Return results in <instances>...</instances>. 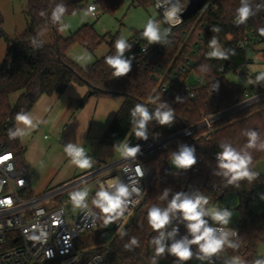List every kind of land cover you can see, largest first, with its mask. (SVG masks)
Returning a JSON list of instances; mask_svg holds the SVG:
<instances>
[{"label":"trees","instance_id":"obj_1","mask_svg":"<svg viewBox=\"0 0 264 264\" xmlns=\"http://www.w3.org/2000/svg\"><path fill=\"white\" fill-rule=\"evenodd\" d=\"M91 0H26L25 17L27 24L22 34L12 38L3 31V16L0 13V38L9 43V61L3 60L0 65V142H4L15 154L17 169L23 172L24 149L19 144L15 119L30 111L38 99L54 94H62L66 87L74 83L86 86L87 96L123 98L119 108L101 136L102 144L117 147L121 144L125 149L136 148L145 141L171 134L178 129L193 124L200 119L201 111L223 107L231 103L233 97L245 89L243 85L234 84L225 78L228 72L248 62L247 54L238 48L236 43L245 35H263L264 29V0H213L214 8L208 15L197 23L206 26V40L218 43L222 56L201 59L194 65V72L204 78L205 85L199 89L197 95L188 99L176 94L166 96L156 86L151 78L148 67L137 64L134 56L121 57L113 41L109 43V50L100 59L86 67H80L66 56L69 47L78 43L88 51H93L103 40L92 24H83L68 37L63 38L58 32V23L63 16L69 15L85 7ZM101 13L116 10L122 0H97ZM135 6L151 4L149 0H131ZM247 6L251 15L244 21H239L238 9ZM63 8L62 13H57ZM57 13L59 18H54ZM161 18V17H160ZM193 18L186 19L176 30L180 35L182 30L189 32L193 38V30L189 26ZM50 31L51 40L45 41L42 32ZM176 45L164 51L160 59L166 63L176 53ZM258 48H251V53L257 54ZM119 56L130 65L127 73L116 75V70L106 61L108 58ZM224 67L220 73L218 68ZM16 94L12 101V95ZM84 98V99H85ZM83 99V100H84ZM137 106L147 110L149 120L143 129L139 128L142 119ZM171 112L172 119L167 124H161L157 113ZM135 113V114H134ZM144 133L137 136V132ZM204 131L180 140L176 146L160 150L149 159L152 180L145 191L141 205L135 208L124 225L113 234L107 248L110 264H178L184 261L168 252L172 244L182 240H192L187 228V222L182 219L179 211L170 212V223L164 229L153 230L148 222V212L152 207L166 210L173 198L180 194L181 199L205 197L207 203L203 208L206 213L208 205L221 199L225 193L237 196L235 210L239 221L234 226L237 235L226 238L222 249L214 255L224 254L227 258H242L243 264H257L264 262V207L259 213L250 209V202L254 198V191L258 184L264 183V174L255 169L258 161H264V101L248 108L239 115L218 123L209 139L201 136ZM255 134L253 146L249 147L251 135ZM223 145L230 146L244 157H250L247 171L248 177L231 180V173L224 175L225 170L219 167L220 160L210 154L224 151ZM189 148L193 150L196 163L191 168H181L176 179H171L166 173L163 160L170 154L179 155ZM200 158L201 162H197ZM197 167V171L194 168ZM216 182L221 186V192L208 194L207 184ZM207 226L222 225L215 221L211 214L202 217ZM173 227L177 231V238L163 244L165 251L157 255L155 240L160 239L161 231ZM103 229L82 238V244L93 246L102 241ZM137 241L136 244L132 240ZM192 257L204 256L196 244L189 245ZM160 263H157L156 261Z\"/></svg>","mask_w":264,"mask_h":264},{"label":"built area","instance_id":"obj_2","mask_svg":"<svg viewBox=\"0 0 264 264\" xmlns=\"http://www.w3.org/2000/svg\"><path fill=\"white\" fill-rule=\"evenodd\" d=\"M149 1L160 13L163 26L157 31L156 40H150L146 35L136 36L133 56L137 58V64L149 68L151 78L160 92L166 96L176 94L192 99L205 85L204 78L194 72V65L201 59L213 58V51L220 52L218 43L206 40L205 24L197 23L214 8V2L205 0L189 17L194 20L189 30L198 25L193 38H189V32L182 30L179 35L176 30L185 21L182 16L190 0ZM86 11L93 18L101 14L98 1L91 0L86 5ZM175 45L176 53L166 63L159 61L164 57L163 52ZM236 48L246 54L251 53V48L264 51V29L261 36L245 35L238 40ZM218 71L224 72V67L220 66ZM244 78L245 89L235 95L231 103L201 111L197 122L171 134L145 141L136 147L139 151L134 156L128 155L126 151L115 160L92 166L37 194H27L30 188L27 175L17 169L14 152L4 142H0V264H110L103 250L149 188L152 180L149 159L156 152L172 148L198 131H204L201 137L207 141L218 123L264 101V77L256 73L244 74ZM220 154V151H215L210 155L219 160ZM197 162H201V159L198 158ZM163 165L168 174V161L163 160ZM137 167L142 175L137 173ZM194 171H197V167ZM117 184L127 186L130 195L121 208L104 212L98 193L114 192ZM206 188L208 194H217L222 190L216 182L208 183ZM76 193H86L79 203L73 199ZM201 207L204 208L205 204ZM208 227L215 229L217 236L221 230L227 234L226 238L237 235L235 227ZM99 229H103L100 244H82V238ZM261 256H264V252ZM219 260L215 257L213 262ZM156 262L160 263L158 260Z\"/></svg>","mask_w":264,"mask_h":264},{"label":"rangeland","instance_id":"obj_3","mask_svg":"<svg viewBox=\"0 0 264 264\" xmlns=\"http://www.w3.org/2000/svg\"><path fill=\"white\" fill-rule=\"evenodd\" d=\"M25 5L26 0H0V13L3 16V31L6 36L12 38L24 32L27 24ZM149 22L157 31L163 26L160 13L152 4L135 6L131 4V0H122L116 10L101 13L96 18L87 13L86 6L63 16L58 23V32L61 37L66 38L87 23L92 24L96 32L103 36L104 40L93 51H88L78 43L72 44L67 50L66 56L69 59L80 67H86L106 55L111 41L113 47L117 48V42L123 40L126 46L122 53L117 48L118 54L123 58L133 56L134 38L139 34L145 36ZM42 38L50 41V31L42 32ZM8 49L9 43L0 38V65L3 60L9 61ZM215 52L218 51L211 53L213 58L217 57L213 55ZM247 60L248 62L236 71L225 74V78L234 84L246 85L244 74L259 73L264 77V51L247 54ZM87 93L86 86L71 83L62 94L41 96L30 111L20 115L26 117L27 123L15 119L19 144L24 149L23 172L29 180L28 195L40 193L89 169H81L73 163L74 157L66 151L69 145L82 149L84 158L91 161V167L110 162L126 153L123 144L113 147L100 142L123 98L121 96L85 98ZM15 97L16 94L12 95V101ZM176 155L170 154L167 157L170 170L168 174L171 179H176L181 170L172 163ZM255 169L258 173L264 174V161L256 162ZM254 195L250 209L254 213H259L264 207V183L256 186ZM236 205V194L229 192L221 199L212 201L207 207V212L230 213L228 222L222 225L234 227L239 221ZM172 232L173 227L163 232L161 241L163 244L173 241L175 234L169 235ZM216 257L220 259L217 262H213L215 258L213 256H200L178 264H243L242 258H227L224 254Z\"/></svg>","mask_w":264,"mask_h":264},{"label":"clouds","instance_id":"obj_4","mask_svg":"<svg viewBox=\"0 0 264 264\" xmlns=\"http://www.w3.org/2000/svg\"><path fill=\"white\" fill-rule=\"evenodd\" d=\"M64 11L63 8H59L57 13H62ZM57 13H54V18L58 19L59 16ZM239 13V21L244 22L249 15H251L249 7L246 5L238 9ZM150 40L158 39L157 30L153 27L152 23L146 27V32L144 33ZM215 43V41H213ZM125 44L123 40L117 42V48L122 53ZM213 55L222 56L223 54L220 52H215ZM110 66H112L116 72V75L125 74L129 71L130 65L128 62L122 60L119 56L116 58H108L106 61ZM135 112H138L142 119L139 121V128L143 129L145 126V122L149 120L151 117L149 116L146 109L143 107L137 106ZM135 114V113H134ZM157 119L161 124H167L172 119L171 112L157 113ZM19 120L27 123L26 117L18 116ZM144 133L141 131L137 132V136H143ZM251 141L249 143V147L253 146L252 141L255 140V134L252 133ZM224 151L220 154L219 167L225 170L224 175H231L230 183L240 179L248 177L251 178L252 174L247 171V165L250 162V157L241 156L230 146L223 145ZM69 155L73 156V163L76 164L77 167L81 169H87L91 167V161L84 158V153L82 149L74 148L71 145L66 149ZM127 154L130 156H134L138 148L126 149ZM172 163L179 168L188 169L195 165L196 160L193 155V150L189 148L183 149L179 155L173 157ZM137 173L142 175L139 167L136 169ZM86 193H76L73 196V199L79 203L83 200ZM130 195L129 189L127 186L123 184H117L114 192L109 191H100L98 193V197L102 203L100 207H102L104 212H112L116 209L121 208L125 202L126 198ZM207 199L205 197L197 196L196 198H184L181 199L180 194H177L173 200L170 202L168 208L166 210H161L157 207H152L148 212V222L153 230L159 231L165 228L166 225L170 223V212L179 211L181 213L182 219L187 222V228L189 233L192 235V240H182L176 242L168 248V252L174 256H176L181 261H187L192 257V252L190 250L189 245L196 244L199 246V250L204 256H211L219 252L226 241L227 234L221 230V234L219 236L216 235V230L207 226V221H205L202 217L208 213L201 207L202 204H206ZM212 218L220 223L226 224L228 222L227 218L230 216L228 212H219L213 211L211 213ZM175 229H173L172 233L169 235L175 234ZM163 232L161 231L160 239L155 240V244L158 246L156 249L157 255L162 254L165 251L163 244L161 243L163 239ZM133 244H136L137 241L135 239L132 240ZM257 264H264V262H257Z\"/></svg>","mask_w":264,"mask_h":264},{"label":"water","instance_id":"obj_5","mask_svg":"<svg viewBox=\"0 0 264 264\" xmlns=\"http://www.w3.org/2000/svg\"><path fill=\"white\" fill-rule=\"evenodd\" d=\"M204 1L205 0H190L182 18L184 20L188 19L193 13H195L200 8ZM140 205L141 203L136 208H138Z\"/></svg>","mask_w":264,"mask_h":264}]
</instances>
